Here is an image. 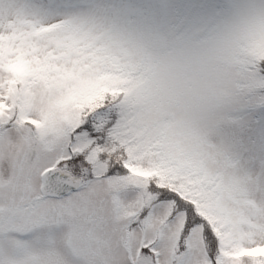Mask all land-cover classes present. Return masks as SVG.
I'll use <instances>...</instances> for the list:
<instances>
[{
	"label": "snow or ice",
	"instance_id": "1",
	"mask_svg": "<svg viewBox=\"0 0 264 264\" xmlns=\"http://www.w3.org/2000/svg\"><path fill=\"white\" fill-rule=\"evenodd\" d=\"M0 264H264V0H0Z\"/></svg>",
	"mask_w": 264,
	"mask_h": 264
}]
</instances>
